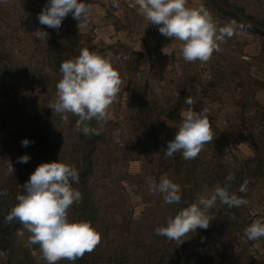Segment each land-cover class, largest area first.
<instances>
[{
    "label": "rangeland",
    "instance_id": "1",
    "mask_svg": "<svg viewBox=\"0 0 264 264\" xmlns=\"http://www.w3.org/2000/svg\"><path fill=\"white\" fill-rule=\"evenodd\" d=\"M85 2L92 5L85 26L69 14L56 30L38 22L47 0H0V192L7 191L0 195V264H46L23 226L4 218L36 167L57 160L79 172L73 187L82 200L69 219L90 221L101 234L95 250L75 264H264V238L250 241L244 234L264 217V0H188L189 7L202 4L220 26L243 25L203 64L185 62L181 43L139 15L134 0H118L119 7L112 0ZM37 29L48 37L36 38ZM84 48L110 55L122 80L100 135H84L76 116L65 122L48 107L61 63ZM188 96L196 101L193 110H208L213 140L196 159L179 152L166 157ZM24 139L29 146H22ZM24 155L30 160L19 163ZM229 173L231 191L247 205L217 202L208 229L181 244L155 233ZM162 176L181 186L179 204H165L150 190Z\"/></svg>",
    "mask_w": 264,
    "mask_h": 264
},
{
    "label": "clouds",
    "instance_id": "2",
    "mask_svg": "<svg viewBox=\"0 0 264 264\" xmlns=\"http://www.w3.org/2000/svg\"><path fill=\"white\" fill-rule=\"evenodd\" d=\"M188 0H134L138 14L166 38L181 43L180 52L185 62L207 63L214 53L220 52L221 45L236 33L235 20L220 26L212 14L201 4L187 6ZM119 7L118 0H112ZM92 5L85 0H47L38 14L41 26L59 30L62 21L71 14L78 21V27L85 26L91 16ZM36 38L45 39L48 33L41 29L34 32ZM61 79L56 84V98L49 108L67 122L68 114L76 116L75 128L86 136L100 135L109 118V109L116 101L122 80L114 69L110 55L81 49L75 58L61 63ZM188 106L180 112L181 120L176 127L175 138L168 141L164 151L166 157L182 154L184 160L196 159L205 145L212 142L209 114L207 109L193 110L196 101L192 96L185 98ZM96 121V127L91 122ZM31 141L24 139L22 146ZM30 156L18 158L19 163H27ZM14 172L11 163L8 173ZM233 174L229 173L223 185L216 184L210 195H201L197 201L169 216L165 225L154 229L157 235L166 237L178 244L184 237L197 229H208L215 219L210 211L217 202L227 207L247 205L248 201L231 191ZM79 183V172L74 167L60 161L45 162L38 165L29 179L20 186L22 194L15 197L17 203L4 218L6 224L18 221L29 233L28 243L38 245L41 258L46 264H57L67 260L75 264L77 259L91 253L101 242V234L90 221L70 220L69 209L82 200V193L73 187ZM247 179L239 187V192L247 191ZM150 190L159 192L165 204L181 202V186L167 176H162L158 184H151ZM7 195V191L0 192ZM250 241L264 238V217L255 219L244 229Z\"/></svg>",
    "mask_w": 264,
    "mask_h": 264
}]
</instances>
